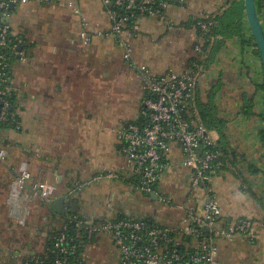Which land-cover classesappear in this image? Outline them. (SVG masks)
<instances>
[{"label":"crops","instance_id":"0c3cea01","mask_svg":"<svg viewBox=\"0 0 264 264\" xmlns=\"http://www.w3.org/2000/svg\"><path fill=\"white\" fill-rule=\"evenodd\" d=\"M77 3L91 20V41L86 43L80 37L81 24L76 16V33L73 24L65 21L61 25L65 35L49 43V53L36 48L37 39H26L24 46L30 55L24 61L27 68L16 73L12 70L19 127L11 125L3 131L2 145L8 156L0 166V264H24L29 258L44 254L52 233L64 228L75 200L78 212L87 220L100 222L118 218L120 210L111 209V200L118 197L117 193L133 190L127 177L114 181L104 178L68 197L75 184L121 168L125 159L120 131L127 123L139 120L144 97L142 79L126 63L115 37L97 33V30H109L100 1L77 0ZM231 3L232 0H187L184 4L174 3L178 7L171 5L168 18L180 21L185 32L180 40H175L178 53L162 52L170 47L168 32L160 30L162 24L157 21L150 27L151 19L155 18L143 19L142 34L134 40L136 58L157 73L171 68L176 72L187 71L191 68L195 43L200 41L194 23L208 14L229 11ZM41 7L37 4L31 10L39 12ZM243 26L246 40H250L252 33L247 17ZM256 50L254 44H243L240 38L228 39L199 82L200 94L206 100L211 88L222 81L223 88L217 96L219 113L229 120L230 146L247 162L238 160L232 171L223 172L213 181L222 207L220 225L249 217L256 229L253 240L242 234L232 239H218L220 264H241L245 260L264 264V178L249 169V164L264 169V146L260 139V131L264 130L261 118L264 89L260 87L264 70ZM244 94L254 98L256 116L249 118L244 114ZM217 136L219 140L218 133ZM176 148L175 157L181 165L178 179L184 178L182 171L185 170L186 179L191 182V171L183 165L182 153ZM171 153L167 172L172 170L174 153ZM22 160L29 164L32 178L15 195L12 183ZM179 180L160 185L164 192L174 191L175 198H182V191L190 184ZM40 181L56 183L58 187L50 203L34 194L33 186ZM252 190L262 199L254 197ZM61 197H65L66 203L72 201L70 206L66 204L65 215L54 209L55 200ZM90 205L92 208H88ZM164 207L162 213L146 214L160 223L176 224L182 213L170 206ZM140 217L143 216H135ZM81 259L83 264H121V253L110 235L98 234L85 240Z\"/></svg>","mask_w":264,"mask_h":264},{"label":"built area","instance_id":"2783aa9c","mask_svg":"<svg viewBox=\"0 0 264 264\" xmlns=\"http://www.w3.org/2000/svg\"><path fill=\"white\" fill-rule=\"evenodd\" d=\"M79 18L80 37L90 42L91 20L77 0H0V166L8 156L2 145L5 128L19 127L11 59L26 61L21 29L14 16L28 4L62 3ZM109 22V30H97L101 36L112 35L123 51L126 63L143 82L144 97L139 120L127 123L120 131L124 163L118 170L96 174L93 179L75 184L68 197L87 185L104 178L131 177L134 189L145 195L153 193L164 205L181 212L174 225L160 223L154 218L123 217L93 222L79 217H67L76 224L77 242L60 232L55 237L54 251L59 255L56 264H78L70 261L82 246L84 238L108 234L121 253V264H220L218 239H232L238 234L253 240L254 221L240 217L221 226L222 207L213 186L214 179L232 171L234 163L220 149L216 131L211 130L199 108V82L217 37L213 35L218 14H208L196 21L202 31L200 43L194 46L191 68L184 72L168 70L157 73L142 64L135 55L134 40L142 34V20L155 18L159 24L174 26L167 11L172 0H99ZM187 0H179L184 4ZM14 6L11 8V6ZM264 27V19L261 20ZM23 45V47H21ZM174 147L182 153L183 165L191 171V185L182 191V198L164 196L159 191L162 177L169 168V156ZM227 169V170H226ZM29 164L22 160L12 183L18 195L31 182ZM56 183L40 181L33 186L34 194L50 203L57 191ZM67 229V224L61 230ZM24 264H42L37 255Z\"/></svg>","mask_w":264,"mask_h":264},{"label":"trees","instance_id":"16d2710c","mask_svg":"<svg viewBox=\"0 0 264 264\" xmlns=\"http://www.w3.org/2000/svg\"><path fill=\"white\" fill-rule=\"evenodd\" d=\"M256 4H257V10H258L259 16L261 20H263L264 0H256ZM245 10H246L245 0H232L229 11L227 10V12L219 14L217 16V24L213 31V35H215L217 39L215 40V43L213 45L209 58L206 62V68H209L211 64L216 60L217 55L222 50V48L225 46L226 41L232 38H240L243 44H247V43L254 44L257 47V50H256L257 54L260 55V51L258 49V45L256 43L254 36L252 35V38L250 40H246V34L244 33V26H243L244 19L246 17ZM194 25L196 27V22L194 23ZM196 28L199 32V37L201 41L202 31L198 27ZM200 41L196 42L195 45L200 43ZM193 58L195 57L193 56L192 59ZM260 87L264 89V81L262 84H260ZM222 88H223L222 81L220 80L217 81V83L208 92L206 100L201 96L200 88L198 89L200 112L207 126L211 130H214L219 134V146H220V149L224 151L225 156L229 157L232 160V163L234 164H236V162L240 159L243 161V163H247V162H244L245 157L242 154H239L235 149H233L230 146V140L228 136L229 120L220 115L219 107L217 104V96L222 91ZM242 98H243L244 114H246L249 118L256 116L257 114L254 111V98L247 94H244ZM261 118L264 119V115H261ZM260 139L264 146V130L260 131ZM249 169L251 173L262 174L264 178L263 168L261 167L259 168L256 165L249 164ZM126 180L131 185L134 183L131 177H127ZM251 192L254 197L261 198L254 190H252ZM68 216L86 219V217L82 215L80 212H78L77 209H73ZM117 217L123 218V217H129V216L124 215V214H119ZM143 217L151 218L152 216H143ZM66 224H67V229L63 231L59 230V231L52 233L51 238L49 239L48 244H47L46 252L44 254L37 255L42 264H56V259L59 257V255L54 251V245H55V237L60 232H65L69 237H75L76 241L80 242V238L77 237V233H76L77 231L76 224L72 222L69 218H67ZM82 240H83V243H82V246L79 248L78 253L73 257H69L70 261H77L78 264H83V261L81 259V252L83 251V245H84L86 238Z\"/></svg>","mask_w":264,"mask_h":264},{"label":"rangeland","instance_id":"374dc122","mask_svg":"<svg viewBox=\"0 0 264 264\" xmlns=\"http://www.w3.org/2000/svg\"><path fill=\"white\" fill-rule=\"evenodd\" d=\"M60 4V5H59ZM49 3V4H43L42 7L37 10L39 12H36V14L33 17V20H31L29 22V26L28 29L31 30L32 27H34V24H37L38 26H35L36 28H38L37 30H40L45 37H41L39 40H37V45L36 48L39 51H42V49L46 52L49 53L51 52V47H49V43L50 42H54L55 38H59L60 35L64 36L65 33L62 29L63 23L65 21H69L73 24V31L76 33V20L77 17L76 15L72 12V9L68 7L66 1L62 2V3ZM173 6H177V4H172ZM180 6H182L180 4ZM178 7V6H177ZM179 11L181 12V10L179 9ZM174 18V17H173ZM264 19V18H263ZM171 21H175V25L172 28H168V25H161L160 30H163L164 32L167 31L168 32V39L170 40L169 43H167L168 45H170L169 48H164V50H162V52H167L168 54H172V53H178L179 52V47H178V43L175 42V40H180L182 38V36H184L185 32L184 30L181 28L180 21H176L177 19L174 18L170 19ZM154 22L156 23V20L151 19L150 23L151 26L150 27H154ZM195 22V20L193 21ZM14 26L18 29L22 30V27L18 26L17 24H14ZM38 32V31H37ZM184 34V35H182ZM40 35V33H39ZM30 55H28L27 60H29ZM26 60V61H27ZM29 62V61H28ZM163 62V61H161ZM27 62H24L23 60L20 59H11V68L12 70H14V72L16 73L18 71V69H26L27 68ZM161 66L164 67V63H161ZM172 70L176 71V69L171 68ZM233 97L232 100H235V95L232 94ZM140 110V109H139ZM139 114V112H137V115ZM173 152L171 153V155L174 153V156L171 159V164H172V170L170 169L169 172H167L161 180V183H171L173 180H179L178 179V171L181 170V165L180 162L177 160V158L175 157V155L177 154V148L174 147V150H172ZM183 168V167H182ZM189 170V169H188ZM182 175H183V179H180L179 181L182 182V184H190L191 182H189L186 178L188 177V175L184 174L185 170L182 171ZM110 179V178H108ZM111 181H114L113 179H111ZM160 183V184H161ZM189 185V187H190ZM84 191V190H83ZM159 191L162 195L164 196H168L170 198L175 197L174 195V191L172 192H164L162 186H159ZM118 197L117 198H113L112 204H110L111 209H119L120 211L119 214H124L127 216H146L147 214L149 215H154L156 214L158 211L159 213H162L161 211L164 210V203L161 202L158 199H152L151 197L143 194L142 192H140L138 189H134L133 190H129V192L127 193H117ZM91 204V203H90ZM74 207L73 209H77L78 210V205H77V201H74ZM92 208V206H88V208ZM144 209V210H143ZM147 213V214H146ZM115 214V213H113ZM118 214V215H119ZM117 215V216H118ZM116 216V217H117ZM148 216V215H147ZM241 264H253L252 262H248L247 260L243 261Z\"/></svg>","mask_w":264,"mask_h":264},{"label":"water","instance_id":"95a60500","mask_svg":"<svg viewBox=\"0 0 264 264\" xmlns=\"http://www.w3.org/2000/svg\"><path fill=\"white\" fill-rule=\"evenodd\" d=\"M172 1L175 3L179 2V0H172ZM13 7L14 6L12 5L11 8ZM245 7H246L245 11H246L247 21L250 26L251 33L254 36L256 43L258 45L261 61L263 64V70H264V27L257 10L256 0H245ZM21 47H23V45H21ZM147 196L151 197L152 199L158 198V195L155 193ZM66 204L70 206L72 204V201L66 203L65 197L58 198L55 200L54 209L58 210L59 213L65 215L67 212Z\"/></svg>","mask_w":264,"mask_h":264},{"label":"flooded vegetation","instance_id":"af4514ba","mask_svg":"<svg viewBox=\"0 0 264 264\" xmlns=\"http://www.w3.org/2000/svg\"><path fill=\"white\" fill-rule=\"evenodd\" d=\"M36 6L37 4L35 3L24 5L21 8V11L19 10L20 13L18 12L13 19L17 24L21 25L22 27L21 30L23 32L22 39H23V43L25 44L27 43L26 39L29 40L31 37L37 40H39L41 37H45L44 34L40 30H37L38 28L35 27L38 26L37 24H34V27H32L31 30L28 29L29 22L33 20V17L36 14V11H33L31 9Z\"/></svg>","mask_w":264,"mask_h":264}]
</instances>
